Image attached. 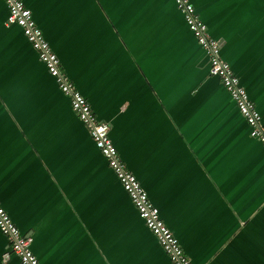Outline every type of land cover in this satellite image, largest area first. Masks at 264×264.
<instances>
[{
	"label": "crops",
	"instance_id": "1",
	"mask_svg": "<svg viewBox=\"0 0 264 264\" xmlns=\"http://www.w3.org/2000/svg\"><path fill=\"white\" fill-rule=\"evenodd\" d=\"M194 264H264V147L175 0H24ZM264 121V0H191ZM0 0V203L41 264H172ZM0 231V264H21Z\"/></svg>",
	"mask_w": 264,
	"mask_h": 264
},
{
	"label": "built area",
	"instance_id": "2",
	"mask_svg": "<svg viewBox=\"0 0 264 264\" xmlns=\"http://www.w3.org/2000/svg\"><path fill=\"white\" fill-rule=\"evenodd\" d=\"M8 6V24L19 25L26 38L37 51L49 74L59 89L70 98L72 109L86 125L96 146L103 153L107 163L116 173L123 188L132 199L140 217L157 237L172 264H194L173 230L160 215L158 206L149 197L136 175L120 158L118 149L110 136V124L100 120L84 94L62 68L61 60L46 39L43 30L33 17L32 10L24 0H5ZM184 19L196 39L209 57L211 75L219 77L238 105L240 112L250 126V135L257 138L264 147V121L255 101L232 66L221 56V42L214 38L208 25L201 18L191 0H175ZM0 231L6 236L10 251L4 253V261L11 253L18 256L21 264H41L32 250L33 237L22 233L8 211L0 203Z\"/></svg>",
	"mask_w": 264,
	"mask_h": 264
}]
</instances>
